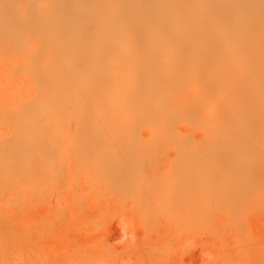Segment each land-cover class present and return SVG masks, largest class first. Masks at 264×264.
Instances as JSON below:
<instances>
[{
  "label": "bare ground",
  "instance_id": "6f19581e",
  "mask_svg": "<svg viewBox=\"0 0 264 264\" xmlns=\"http://www.w3.org/2000/svg\"><path fill=\"white\" fill-rule=\"evenodd\" d=\"M145 167L180 183L146 185ZM117 184L159 193L140 215L155 202L181 233L211 221L207 264H264V0H0V264H52L38 192L98 200ZM249 215L254 233L238 229Z\"/></svg>",
  "mask_w": 264,
  "mask_h": 264
},
{
  "label": "rangeland",
  "instance_id": "374dc122",
  "mask_svg": "<svg viewBox=\"0 0 264 264\" xmlns=\"http://www.w3.org/2000/svg\"><path fill=\"white\" fill-rule=\"evenodd\" d=\"M160 157L161 156H159L158 159H157V157H153L152 164H154V163L159 164V166L163 165V167H167L169 165V167H170V164H172V163L169 160L164 159V157H162L163 159ZM124 162H126V161H124ZM146 162L147 161H145V163ZM148 165H149V163H148ZM147 167H150V165ZM151 167H150V169L153 171V169H154L153 165ZM157 168H159L158 165H157ZM161 168L162 167H160V169ZM146 169H145V172L148 171L149 168H146ZM164 169H166V168H163V170ZM151 170H150V172H151ZM143 171H144V169H143ZM143 171H142L141 175H143V173H144ZM150 172L148 171V173H150ZM158 172L160 173V171H158ZM161 172H162V170H161ZM154 174H155V172H154ZM162 174H167V173L162 172ZM141 175H139V176L141 177ZM159 175L156 176V174H155L154 176H156V177L151 175V173L149 175H146V174L143 175V178L146 177L149 179L146 181V182H148L147 184L146 183H143V184L150 185L149 182L156 184L158 181L161 180V182L158 183L161 185L162 181L167 182V179L173 183H175V182L180 183V181L178 179H176V177H174L175 175L174 176L170 175L171 178L164 175L165 177H168L166 179L164 178V176H159ZM130 176L131 175H128L127 178L125 179L126 181L125 180L124 181L127 182V181H130V178L133 179V176H131V177ZM128 177H130V178H128ZM140 177H138V179ZM118 178L117 177L115 178L116 182H117ZM140 179L143 181L142 177ZM162 179H164L165 181ZM189 181L190 180H188V179H184L185 183H189ZM129 183L130 182H128L126 184L128 185ZM158 184H157V186H158ZM116 186L118 189L116 190V188H115L116 192L113 190L114 192H112V194H111L113 197L110 198V196H111L110 195L109 196L110 199H109L107 195H109L110 193L107 194V193L103 192L104 196H103V194L100 193L98 200L96 199L95 195L94 196L91 195V197H93L95 200L93 198H92L93 199L92 200L90 195H88V196L84 195L85 198L83 197V199H81V200H74L75 198H77V196H79V194L73 193V196H75V198H74L72 196V194L67 195L68 192L63 193V192H60L57 190H52L53 193L50 191L51 192L50 195L48 193H46V191L44 192L45 194L43 195V192H42V196H45L42 198V196H39L40 194L38 192L39 198H37L38 196L35 197L36 199L34 200V203H32V205L34 204V206L36 203L35 207L32 206L35 208V209L32 208L35 210V213H33L34 214L33 218L38 217V219L41 218L40 220H42V218L45 219V217L47 219L50 218L49 221H47V219H45L47 221L48 227L52 223V225L48 229L46 228L48 230V232L50 233L49 234L48 249L50 250V252L54 251L52 254L50 253V263L52 262V264H66L62 261L63 256H65V255L69 256L70 254L71 255L72 254H77V255L79 254L80 255V252H83L84 249H85V255L84 256H86V258H84V261L82 262V264H88L89 262H90L89 264H147V263L148 264L149 263L150 264H202L204 262H206L205 264H207V261H209V260L212 261L213 257H215V259L217 258V256L215 255L217 252V251H215V249L217 247V246L215 247V245L217 243L216 241L218 240L217 236L214 237L216 234L214 232H213L214 234L212 233V230L210 229V227H209V229L211 231L209 229H208V231H206L207 229L205 230V228H204L206 225H203V224H205V221H207L206 227H208V226H210L211 221H208V219H206V218L204 219L205 221H201V223L199 221H197V223L199 222L200 224L198 223V227L191 226V228L193 227L191 233L187 232V231L191 230L190 227H189L190 229H187V227H185L186 228V229H184L185 232L181 233V232H179L176 224L173 223V221L176 222L174 219L172 220V218H170V216L167 213H166V217L164 218V215H162L164 213L162 212V214H161V211H159V210L157 211L155 202L153 203L150 216L144 215L146 212L145 213L143 212L142 216L140 215V213L142 214L141 208H143V210L146 211V209H144V207L146 208L145 202L147 201L148 197L150 198V196H149L150 193L147 194V192H149L147 190V188L154 187L155 185L144 188L147 190V191L143 190V192H145L147 194L145 202L141 201V198L144 197V195H143V197H141V194H143L142 192H139V194L136 193L137 195L134 193L133 194L134 196H133L131 194V192H130V194L126 193L128 190L123 192L121 189H119L120 185L117 184ZM118 190H120V191H118ZM47 192H49V191H47ZM113 193H114V195H113ZM125 193L127 195H125ZM155 193L153 195L157 199L158 198L157 194H159V193H156V194ZM60 194H63L64 196L60 195ZM105 194H107V195H105ZM36 195H37V193H36ZM48 195H49V197H48ZM56 195H58V196H56ZM128 195H129V197H128ZM153 195H151V198H154ZM53 196H54V198H53ZM62 196H63V198H62ZM68 196H70V197H68ZM130 196L132 197V199L130 198ZM137 196H139L140 198ZM49 198H50V200H49ZM59 198H60V200H59ZM67 198H71V200H73V203H71V205L72 204H74V205L71 206L67 202ZM136 198H137V200H136ZM61 199L63 201H61ZM88 199H90L93 203L92 202L87 203V201H90ZM133 199H135V201ZM47 200L49 201V203L45 204L48 202ZM57 201H59L61 203L59 204V202L57 203ZM78 201H80V204ZM99 201H101V202H99ZM133 201H134V203H133ZM137 201H138V203H137ZM83 202H85L86 204H84ZM108 202H109V204H108ZM62 203H63V205H62ZM66 203H68V204H66ZM75 203L78 205H76ZM81 203L86 205V207L82 206ZM140 204H142L144 206H142ZM55 205H57V206H55ZM67 206L70 208L66 211V209L68 208ZM55 207H56V209H55ZM75 207H77V208H75ZM81 207L83 209L85 208L84 211L82 210ZM76 209H78V210H76ZM79 209H81V210L79 211ZM56 210H57V212H56ZM69 210L71 213H74V212H77V213L69 215V213H70ZM71 210H73V211H71ZM37 211H38V213H37ZM60 211L62 214L60 213ZM64 214L67 216L65 217ZM137 215H139V217ZM252 215H253V213H252ZM252 215H249V216H251V218L249 219L250 221L248 220V221L244 222L245 221L244 220L243 224H242V222L239 224L240 227L238 229H240V231H242L243 228H250L252 231L253 230L257 231V228H258L257 224L258 223H256V222H258V221L255 220L256 217L252 218ZM168 216L170 218L169 220H168ZM253 216H256V215L254 214ZM94 217L97 219H95ZM141 217H143V219ZM93 218H94V220H93ZM144 219L145 220L148 219V222H146V221L144 222ZM158 219H160V222ZM34 220H35V228H36L35 230H37V231H34V234L36 232L37 236L34 235L33 239H36V241L34 240V244H35V247L38 248L39 247V241H40L38 236L41 233H37V232H39V225H38V222H36L37 220L36 219H34ZM40 220H38V221H40ZM58 220H60V221H58ZM154 220L156 222H152ZM66 221H67V223H66ZM170 221H172V222H170ZM221 222H222V219H221ZM57 223H59V224H57ZM153 223H154V225H153ZM166 223H168V224H166ZM53 224H55V225H53ZM168 225H170V226H168ZM148 226H150L151 229L148 228ZM247 226H249V227H247ZM226 228L227 227H225V229ZM46 229H43L42 231H44ZM80 229H81V231H80ZM82 229L85 230L86 232L82 231ZM92 229H93V231H92ZM194 229H195V231H194ZM250 229H248L247 232H252ZM78 231H80V232H78ZM225 231H227V230H225ZM245 231H246V229H245ZM254 231H253V233H254ZM80 235L81 236L83 235V236L81 237ZM228 235H229V233L226 234V236H228ZM251 236H249V237L250 238L254 237V236H252V237ZM61 237H62V239H61ZM66 237H67L68 241H70V242H67V241L66 242L70 243V244H67L66 242H64L65 244H67V245H65L64 243H62L63 240L64 241L66 240L65 239ZM53 238H54V243L52 240ZM215 238L217 240H215ZM80 242H81V244H80ZM246 242H247V240H246ZM250 242L253 243V241H250ZM90 244H92L93 246ZM88 245H89V247H88ZM59 248H61V249H59ZM156 248H158L160 250H158ZM74 249L76 250V252ZM87 249H89V250H87ZM96 251H98V252H96ZM54 253H55L56 257L54 255ZM254 253L252 251L251 253L244 254L240 260V264H255L257 261V255H256V253L255 254ZM91 254H93V255H91ZM99 255L101 256V258ZM170 255H171V257H170ZM154 257H157L158 260H157V258L155 259ZM97 258H98V261H97ZM57 260H59V261H57ZM54 261L56 263H54ZM94 261H96V262L93 263ZM75 263L80 264L79 260L78 261H71L68 264H75Z\"/></svg>",
  "mask_w": 264,
  "mask_h": 264
}]
</instances>
